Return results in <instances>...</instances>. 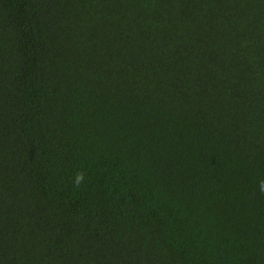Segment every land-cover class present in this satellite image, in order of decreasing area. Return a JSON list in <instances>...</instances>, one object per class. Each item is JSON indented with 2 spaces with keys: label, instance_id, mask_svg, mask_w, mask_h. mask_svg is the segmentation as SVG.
<instances>
[{
  "label": "trees",
  "instance_id": "1",
  "mask_svg": "<svg viewBox=\"0 0 264 264\" xmlns=\"http://www.w3.org/2000/svg\"><path fill=\"white\" fill-rule=\"evenodd\" d=\"M262 184L264 0H0V264H264Z\"/></svg>",
  "mask_w": 264,
  "mask_h": 264
},
{
  "label": "clouds",
  "instance_id": "2",
  "mask_svg": "<svg viewBox=\"0 0 264 264\" xmlns=\"http://www.w3.org/2000/svg\"><path fill=\"white\" fill-rule=\"evenodd\" d=\"M83 180V174L82 173H78L76 176V184L77 186L79 185V183ZM261 190L264 191V184H262L261 186Z\"/></svg>",
  "mask_w": 264,
  "mask_h": 264
}]
</instances>
